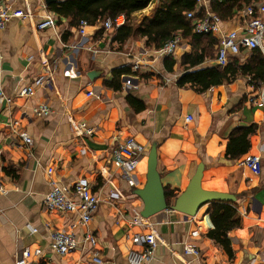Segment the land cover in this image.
<instances>
[{"label": "crops", "instance_id": "0c3cea01", "mask_svg": "<svg viewBox=\"0 0 264 264\" xmlns=\"http://www.w3.org/2000/svg\"><path fill=\"white\" fill-rule=\"evenodd\" d=\"M213 1L205 0L197 14L216 13ZM260 2L264 0L252 3ZM53 3L0 0V4L31 11L25 20L12 17L0 31L3 83L14 97L11 105H0V181L4 187L0 193V264H16L17 254L27 246L42 250L40 256L30 257V264H98L88 245L81 244L64 255L55 253L49 246L53 228L72 230L80 238L86 230L93 231L102 264H128V252L139 248L133 236L151 229L160 242L147 264H264V106L258 103L259 87L247 76L202 92L190 84L178 85L186 72L182 57L194 48L200 51L205 46L209 51L194 69L217 65V35H199L196 40L183 37L188 47L180 48L174 57H161L155 54L156 47L146 45L145 38L130 37L123 44L114 41V32L102 29L101 22L81 35L70 17L50 9ZM159 4L160 0H154L134 13V19L139 22L150 16ZM245 5L235 6L230 16L221 17L224 31L244 28L247 18L241 10ZM48 14L55 16V26L38 29V22ZM257 49L264 56V37ZM252 57L253 50H242L230 60L236 58L244 64ZM137 60L141 67L134 71ZM120 67L129 70L122 76L120 88L106 85L112 70ZM48 72L51 82L36 86L30 96L19 95L22 86ZM166 77L171 81L165 82ZM127 79L136 87L126 88ZM129 94L141 100L144 108L130 104ZM43 103L50 112L36 114L34 108ZM72 122H84L93 133L78 135ZM252 124L257 128L249 136L248 152L238 159L229 158L230 133ZM23 131L32 138L31 144L19 135ZM127 136L147 145L158 143V170L164 187L175 194L172 202L200 162L204 163L203 188L237 196L233 204L239 225L228 233L231 257L207 236L214 227L210 203L194 217L171 208L148 218L140 215L143 203L134 188H142L146 182L147 156L129 177L110 159L111 147ZM247 154L261 155L260 175L242 164ZM81 178L88 179L99 196L87 224L77 211L42 207L51 182L72 189ZM115 191L120 194L114 195ZM186 245L195 246L199 253H186Z\"/></svg>", "mask_w": 264, "mask_h": 264}, {"label": "built area", "instance_id": "2783aa9c", "mask_svg": "<svg viewBox=\"0 0 264 264\" xmlns=\"http://www.w3.org/2000/svg\"><path fill=\"white\" fill-rule=\"evenodd\" d=\"M221 1V0H220ZM205 0H196L195 9L186 13V18L190 20L193 30L199 34H215L217 35L218 45L215 62L218 66H225L230 61V56L239 53L242 50H253L261 48V42L264 37V2L249 3L242 8L243 15L247 18L246 25L241 30L224 31L221 27V17L213 12L206 11L203 15L197 14L198 6L202 5ZM31 11L27 8L12 7L7 4H0V31H2L8 21L12 17L22 20L28 19ZM126 21L124 14H118L114 17H106L101 22V28L104 30L115 31ZM55 16L46 15L38 22L37 27L40 30L54 27ZM94 25L88 24L87 21L81 20L78 25V32L86 35ZM189 44L184 42L181 34H175L172 38L164 42V44L155 50L157 56L174 57L180 48H186ZM3 54L0 50V62ZM141 63L135 61L132 68L139 71ZM52 73L38 76L32 84L22 86L19 95H32L36 86L48 84L52 81ZM165 82L171 81L170 77L164 78ZM126 88L136 87L131 79L125 81ZM94 95L93 91L88 93ZM99 96V94H95ZM14 97L9 95L4 87L3 75L0 67V105H11ZM258 103L264 106V82L259 86ZM34 112L38 115H46L50 112L48 104H39L34 108ZM192 115L188 119H192ZM76 133L80 136L93 133V128H87L84 122H72ZM21 138L28 144L32 143V138L27 132H20ZM149 146L137 140L134 136H127L122 141L117 142L111 147L110 159L113 165L120 170V173L129 177L138 167L140 161L147 156ZM242 164L247 166L252 172L260 175L262 173V157L260 154H247L242 159ZM52 171L51 168L48 169ZM4 192L3 183L0 181V193ZM114 195H119V191H115ZM99 203V196L93 191L88 179L81 178L76 181L72 189H67L51 182V188L44 195L42 207L47 211L72 212L77 211L80 214L81 222L87 224L91 219V212ZM50 248L59 255H64L71 250L78 248L79 245H88L92 247V260L98 264L103 263V256L96 250L98 242L96 234L91 230H86L79 235L72 230L51 229ZM134 244L138 245V249H131L127 255L128 264H147L154 259L156 248L160 242L154 229L148 232L137 233L133 236ZM186 253L198 254L199 250L192 245L185 246ZM42 253L40 248L30 250L29 247L21 248L17 254L16 264H30V257H38Z\"/></svg>", "mask_w": 264, "mask_h": 264}, {"label": "trees", "instance_id": "16d2710c", "mask_svg": "<svg viewBox=\"0 0 264 264\" xmlns=\"http://www.w3.org/2000/svg\"><path fill=\"white\" fill-rule=\"evenodd\" d=\"M154 0H63L50 5V9L62 17H70L73 25L78 26L81 20L94 25L102 22L106 17H114L124 14L126 21L114 31L113 40L123 44L130 37L145 38L148 46L161 47L165 41L175 34L183 37L197 39L199 34L194 32L186 13L195 9L196 0H160V4L153 10L150 16H144L139 22L134 18V13L148 7ZM254 0H214L213 9L216 13L225 18L230 16L232 8L241 7L244 4L252 3ZM210 35V34H207ZM213 41V40H212ZM210 40V42L212 43ZM212 45V44H211ZM209 51L203 46L198 51L196 48L190 53H185L181 63L186 72L178 79V85L190 84L198 92H202L214 85L224 82H232L238 77L247 76L252 85L259 87L264 82V56L259 49H253L252 60L247 63H240L238 59L230 60L225 66L213 65L209 67L196 68L201 65ZM175 61L172 60V64ZM129 72L127 67L115 68L112 70V78L105 81V84L114 88H120L122 76ZM128 102L136 109L144 108V103L136 99L132 94L127 95ZM254 124L235 128L229 136L227 145V156L238 159L250 149L249 136L256 132ZM166 196L173 197L172 190L165 187ZM234 202L214 201L210 204V218L213 228L207 236L218 243L231 257L233 250L229 232L239 225L234 218L236 209Z\"/></svg>", "mask_w": 264, "mask_h": 264}, {"label": "water", "instance_id": "95a60500", "mask_svg": "<svg viewBox=\"0 0 264 264\" xmlns=\"http://www.w3.org/2000/svg\"><path fill=\"white\" fill-rule=\"evenodd\" d=\"M58 0H46L47 4ZM204 163L200 162L190 178L186 188L175 196L174 202L166 196L165 187L158 170V143L150 145L147 154L146 182L142 188H134V193L141 199L142 217L148 218L160 211L171 208L187 216L194 217L205 204L222 201L235 202L237 196L233 193L208 190L202 187Z\"/></svg>", "mask_w": 264, "mask_h": 264}, {"label": "rangeland", "instance_id": "374dc122", "mask_svg": "<svg viewBox=\"0 0 264 264\" xmlns=\"http://www.w3.org/2000/svg\"><path fill=\"white\" fill-rule=\"evenodd\" d=\"M148 146H150V144H149ZM145 160H146V159H145ZM144 162H146V161H144Z\"/></svg>", "mask_w": 264, "mask_h": 264}]
</instances>
